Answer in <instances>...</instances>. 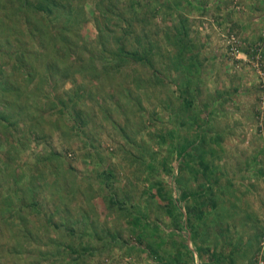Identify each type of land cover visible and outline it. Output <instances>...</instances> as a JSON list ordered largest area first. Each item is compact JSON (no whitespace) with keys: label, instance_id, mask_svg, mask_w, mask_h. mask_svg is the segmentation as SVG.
Instances as JSON below:
<instances>
[{"label":"rangeland","instance_id":"1","mask_svg":"<svg viewBox=\"0 0 264 264\" xmlns=\"http://www.w3.org/2000/svg\"><path fill=\"white\" fill-rule=\"evenodd\" d=\"M80 18L59 53L0 27L6 53L20 38L48 63L35 88L26 63L13 75L28 85L14 106L34 111L26 140L0 125L19 147L2 206L23 191L38 204L23 215L35 240L0 231L5 264H264V0H87ZM107 26L143 60L101 50Z\"/></svg>","mask_w":264,"mask_h":264},{"label":"trees","instance_id":"2","mask_svg":"<svg viewBox=\"0 0 264 264\" xmlns=\"http://www.w3.org/2000/svg\"><path fill=\"white\" fill-rule=\"evenodd\" d=\"M78 1L79 3L76 5L72 2L63 3L60 0H16L14 2V7L6 11V16H0V27H4L3 30L9 29L7 23V21L9 20L10 23L14 22V24L18 26L20 25L21 29L18 30L20 32V36H22L21 34L23 31H27L26 34L28 35V38H30L33 42H36V36L39 35V43L42 44V46L47 44L46 42H48L50 44L48 48L51 47V50L56 48L58 50V53L61 51H72V49L75 48L76 44L79 43H75V40L79 37V32H77L76 26L83 22L80 17L85 14V4L87 3V0ZM97 4H99V1L97 2ZM99 13H101L100 15H103V17H105L108 16L110 11L107 10L106 12H104L99 10ZM112 17H116L118 23L123 18L122 15H117L115 13L114 16L112 15ZM115 26H117V24H115ZM108 27L109 26H107V29L105 28L106 32L105 30L101 31V37L99 38V40L101 41V50L103 49V51L108 53V49L106 48V43L108 42L114 46L109 48L111 49V53L113 52V58L115 60H118V62H125L126 59L129 58H137V60H143L141 56H138L139 50H135L133 47H128V45L124 42V39L128 38L127 35H129V29L124 31L123 37H116L114 36L116 35V30L108 29ZM74 29L76 30V32L74 31ZM70 35L73 36V40L71 39ZM47 39L48 41H46ZM25 46L19 38L18 43H16L15 45L11 43L10 49L9 51H7V53L0 47V54L5 55L6 53V55L9 57V60H14L13 68H15L14 70L8 72L5 68L0 67V125H2L5 129L13 127L14 130L16 129L21 133L23 140H26L29 131L21 129V127L18 126L20 124L26 126L27 123L32 121L34 111H28V108L25 106H21L18 108L14 106V104L18 102L16 92L18 95H20V93H26L28 90V85L25 86L24 83H20V77H17L18 79H16V77L14 78V76L17 73L21 74V71H23L22 68L25 66L20 68V65L22 63H26L28 65L27 67H29V70L31 69L29 73V77L31 78L29 87L33 86V88H35L38 85V83H36V80L44 79L45 77V73L40 72L41 68L43 66L44 68L45 66L46 68L48 67V63H46V59L44 58L45 55L42 53V51H39L36 48L34 50L30 49L29 51H27V54H29L27 56V54L24 53V51L26 50ZM44 51L48 53V49L46 47ZM136 54L137 57H135ZM22 56L24 58L25 56H27L26 58L28 62H22L20 59ZM34 56H36V58L31 63L30 59ZM148 64L152 66L150 62H148ZM53 69L55 71H58L60 70V66L54 64ZM52 72L54 71L52 70ZM32 90L34 91V89ZM12 109H17L15 115H10ZM15 139L19 141L20 135L17 138L15 137ZM8 142L9 141H7V143ZM3 143L4 141L1 138L0 152L7 153L6 155L8 156L6 157V159L0 160V174L5 172V170L1 169L2 161L4 162L5 160H13V156L10 154L13 150L19 148L17 147V145H11L10 147H12V150H10V148H5L7 143H5V145ZM4 164L5 168H7L8 170L9 166L5 162ZM3 178L6 181V177L4 176ZM15 182L19 185L18 179H16ZM27 190L34 192L35 190H37V187L28 188ZM26 193L28 192L23 191V194L21 193L20 196H17L16 203L13 202L12 205H7L5 208L4 206L6 204L2 206L3 202L0 201V231H3L8 227L9 230H14L13 232L15 233L14 235L16 238H29L33 241L35 240L36 231L31 222L25 221L23 215H25L24 213L28 210H31L32 212L35 211L34 208L38 204L25 203L27 200ZM8 199L11 200L12 197ZM6 214L10 215L6 217ZM17 219L22 222L17 223ZM10 226L12 227L11 229ZM1 235L2 234H0V236ZM4 253L5 255L9 256L11 254V251H7ZM5 255L0 252V264H5V262L3 261V259H6L7 257Z\"/></svg>","mask_w":264,"mask_h":264}]
</instances>
